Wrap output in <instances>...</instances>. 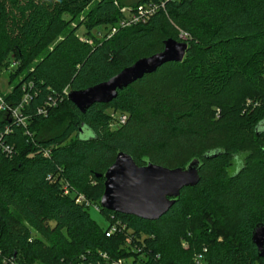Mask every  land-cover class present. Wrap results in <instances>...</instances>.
<instances>
[{
  "label": "trees",
  "instance_id": "16d2710c",
  "mask_svg": "<svg viewBox=\"0 0 264 264\" xmlns=\"http://www.w3.org/2000/svg\"><path fill=\"white\" fill-rule=\"evenodd\" d=\"M95 1L0 0V74L9 70L12 81L23 72L8 94L24 85L33 94L32 136L16 126L3 134L13 152L0 151V264H106L100 252L124 264H264L252 241L264 223V0L168 1L130 26L120 25L122 0H97L75 22ZM184 34L182 62L111 102L82 112L67 98L66 89L107 80ZM55 100L47 116L36 112ZM109 109L129 117L110 128ZM119 151L169 168L199 158L200 181L156 220L105 209L97 174ZM77 192L127 229L106 236L109 224L97 223Z\"/></svg>",
  "mask_w": 264,
  "mask_h": 264
},
{
  "label": "water",
  "instance_id": "95a60500",
  "mask_svg": "<svg viewBox=\"0 0 264 264\" xmlns=\"http://www.w3.org/2000/svg\"><path fill=\"white\" fill-rule=\"evenodd\" d=\"M188 48L185 39L167 38L160 51L139 58L107 80L70 90L67 98L82 112L95 103L111 102L119 90L155 72L163 64L182 62ZM201 166L199 158H193L185 167L169 168L151 161L139 165L131 154L119 151L107 170L97 174L98 178H104L100 205L114 212L156 220L175 203L183 188L199 183ZM252 241L259 255L264 256V223L255 226Z\"/></svg>",
  "mask_w": 264,
  "mask_h": 264
},
{
  "label": "built area",
  "instance_id": "2783aa9c",
  "mask_svg": "<svg viewBox=\"0 0 264 264\" xmlns=\"http://www.w3.org/2000/svg\"><path fill=\"white\" fill-rule=\"evenodd\" d=\"M168 1L175 0H160L159 2L140 3L136 6L121 5L120 10L128 15L120 21V25L130 26L132 24L144 22L153 16L159 9L165 8V3ZM115 3L120 5L118 0H115ZM111 35L112 34H109L108 36L110 37ZM14 65H16V62L12 63V66ZM22 90L23 94H3L0 90V114L4 123L3 127L0 128V151L7 154H12L13 145L3 142V134L11 133L13 126L23 128V130H25V134L32 136V133L29 130L31 114L28 112V107L33 94H30V92L26 90L25 85L23 86ZM65 92L66 95H68L69 90L66 89ZM56 104V100L54 102L45 101L36 109V112L38 114L47 116L50 109L56 106ZM120 120L122 123H124L125 116H123ZM44 154L49 155V150L45 149ZM63 191L64 194H70L72 192V188L69 183H65ZM75 199L77 202L83 203L86 206H93L96 209H99L98 205H94L86 198L83 193H75ZM126 229V223L121 220H116L115 222H112L108 225L105 230V234L106 236H111L120 230ZM133 238L134 235H128L126 237L127 243L130 244ZM100 257L105 260L106 264H124L122 259L111 260L110 256L106 252H100ZM11 264H13V262ZM78 264L84 263L79 262Z\"/></svg>",
  "mask_w": 264,
  "mask_h": 264
},
{
  "label": "rangeland",
  "instance_id": "374dc122",
  "mask_svg": "<svg viewBox=\"0 0 264 264\" xmlns=\"http://www.w3.org/2000/svg\"><path fill=\"white\" fill-rule=\"evenodd\" d=\"M96 1L93 2L89 7H87L86 10L84 11V13L80 17H78L77 20H75V22H77L79 19H81L84 16V14L96 4ZM138 1L139 0H122L124 5H129V6H133ZM117 27H118V24L114 25V28L112 29V31H109V34H112V32H115L117 30ZM83 30H84L83 26L78 28V33L80 35H82V37L84 36ZM94 33H96L98 36L102 37L105 32H103V31L98 32V31L94 30ZM181 37H182V39H186V34L182 35ZM22 74H23V72L19 76L15 77L12 81H9L10 71L7 69L3 70L0 74V90H1V92L3 94H8L12 90V88L15 87V84L21 79ZM109 111L113 114L112 119L110 121V128H116V127L124 124L125 122L122 123L120 120L123 116H125V121L129 117L128 113L121 112L119 110L114 111L113 109H109ZM250 147H252V145H250ZM183 155H180V157H183ZM94 205H98V204L94 203ZM98 207H99V209H96L95 207L91 206L88 209L89 213H90L91 217L97 221V223H99L103 227H106L109 224V221L105 218V216L100 211V206H98ZM137 249L138 248H136V250Z\"/></svg>",
  "mask_w": 264,
  "mask_h": 264
},
{
  "label": "bare ground",
  "instance_id": "6f19581e",
  "mask_svg": "<svg viewBox=\"0 0 264 264\" xmlns=\"http://www.w3.org/2000/svg\"><path fill=\"white\" fill-rule=\"evenodd\" d=\"M13 63V62H12ZM12 65V64H11Z\"/></svg>",
  "mask_w": 264,
  "mask_h": 264
}]
</instances>
